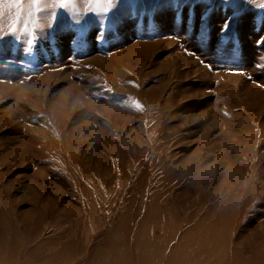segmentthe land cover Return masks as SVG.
I'll return each instance as SVG.
<instances>
[{
  "label": "rangeland",
  "instance_id": "rangeland-1",
  "mask_svg": "<svg viewBox=\"0 0 264 264\" xmlns=\"http://www.w3.org/2000/svg\"><path fill=\"white\" fill-rule=\"evenodd\" d=\"M13 2L7 264H171L189 242L215 264H264V0Z\"/></svg>",
  "mask_w": 264,
  "mask_h": 264
},
{
  "label": "bare ground",
  "instance_id": "bare-ground-1",
  "mask_svg": "<svg viewBox=\"0 0 264 264\" xmlns=\"http://www.w3.org/2000/svg\"><path fill=\"white\" fill-rule=\"evenodd\" d=\"M197 230L198 229H196V231ZM194 231H195V229H194ZM195 249L196 248H195L194 242H189L188 247L187 246L184 247L183 245H181L180 247H176L173 250V252L169 258V260L170 259L174 260V261L170 260L171 264H215V262H213V259H212L213 257L206 254L205 250L202 249V250L195 251ZM19 256H21V255H19ZM257 258H260L262 261L264 257H262V254H257ZM7 263H10V260L6 259V258H2L1 254H0V264H7ZM244 263L245 262H239V261L236 262V260H235L233 264H244ZM262 264H263V262H262Z\"/></svg>",
  "mask_w": 264,
  "mask_h": 264
},
{
  "label": "snow or ice",
  "instance_id": "snow-or-ice-1",
  "mask_svg": "<svg viewBox=\"0 0 264 264\" xmlns=\"http://www.w3.org/2000/svg\"><path fill=\"white\" fill-rule=\"evenodd\" d=\"M68 0H60V4L61 6H65L67 4ZM110 2V0H109ZM24 4V0H14V2L12 3L11 7L13 8H22ZM48 6H55L54 4L49 5L48 0H31V3L29 4L30 8H34L37 12L41 11L42 7H48ZM102 11H107V9H101ZM39 25L37 24V27ZM98 39L102 40L103 36L101 35L100 37H98ZM31 51V50H30ZM136 108L142 110V105H140L139 103H137L135 105Z\"/></svg>",
  "mask_w": 264,
  "mask_h": 264
}]
</instances>
